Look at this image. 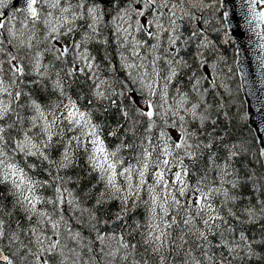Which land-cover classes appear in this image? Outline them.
Masks as SVG:
<instances>
[{
	"label": "snow or ice",
	"instance_id": "obj_1",
	"mask_svg": "<svg viewBox=\"0 0 264 264\" xmlns=\"http://www.w3.org/2000/svg\"><path fill=\"white\" fill-rule=\"evenodd\" d=\"M16 3L0 0V264H264V127L226 141L209 96L227 85L201 71L224 0Z\"/></svg>",
	"mask_w": 264,
	"mask_h": 264
},
{
	"label": "water",
	"instance_id": "obj_2",
	"mask_svg": "<svg viewBox=\"0 0 264 264\" xmlns=\"http://www.w3.org/2000/svg\"><path fill=\"white\" fill-rule=\"evenodd\" d=\"M24 0H17L22 7ZM256 11L264 10V3L257 0ZM223 12H228L226 24L238 52V72L247 99L250 121L264 127V21L248 12V0H224ZM257 134V133H256Z\"/></svg>",
	"mask_w": 264,
	"mask_h": 264
},
{
	"label": "trees",
	"instance_id": "obj_3",
	"mask_svg": "<svg viewBox=\"0 0 264 264\" xmlns=\"http://www.w3.org/2000/svg\"><path fill=\"white\" fill-rule=\"evenodd\" d=\"M216 18L219 23L224 25L222 19L221 6L216 12ZM224 31H227L224 25V30L219 33H212V38L217 41L219 46L218 51L210 57L209 64L216 63L217 67L213 71L210 67L201 71L211 72L213 76L218 74V84H225L227 88H217L212 91L209 96V102L214 105H224L223 108L218 109L220 112L218 118V131L227 130L228 136L225 138L233 142L246 140L252 142V138L256 136L250 122H245L242 116L248 115L247 105L244 95L241 90L240 79L237 73L236 60L237 53L235 44L230 39L229 43H223L225 39ZM220 57H223L221 60ZM231 95H228V92ZM223 97V99H221ZM227 113V116L224 115Z\"/></svg>",
	"mask_w": 264,
	"mask_h": 264
},
{
	"label": "rangeland",
	"instance_id": "obj_4",
	"mask_svg": "<svg viewBox=\"0 0 264 264\" xmlns=\"http://www.w3.org/2000/svg\"><path fill=\"white\" fill-rule=\"evenodd\" d=\"M214 23L217 27H221V25L219 24V21L217 20V18L215 17ZM222 32V31H221Z\"/></svg>",
	"mask_w": 264,
	"mask_h": 264
}]
</instances>
